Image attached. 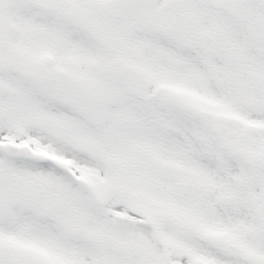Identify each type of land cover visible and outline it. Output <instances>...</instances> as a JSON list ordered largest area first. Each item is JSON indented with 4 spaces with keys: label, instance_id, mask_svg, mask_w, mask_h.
<instances>
[{
    "label": "snow or ice",
    "instance_id": "1",
    "mask_svg": "<svg viewBox=\"0 0 264 264\" xmlns=\"http://www.w3.org/2000/svg\"><path fill=\"white\" fill-rule=\"evenodd\" d=\"M0 264H264V0H0Z\"/></svg>",
    "mask_w": 264,
    "mask_h": 264
}]
</instances>
